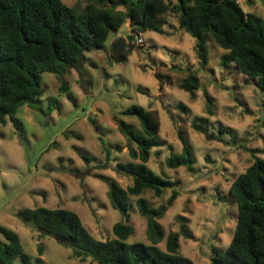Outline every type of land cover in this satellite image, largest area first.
Here are the masks:
<instances>
[{
	"label": "rangeland",
	"instance_id": "374dc122",
	"mask_svg": "<svg viewBox=\"0 0 264 264\" xmlns=\"http://www.w3.org/2000/svg\"><path fill=\"white\" fill-rule=\"evenodd\" d=\"M88 1L77 0L73 5L72 0H67L65 4L80 9V3ZM186 3L190 4L191 0ZM239 6L245 13L264 20V6L260 0H244ZM163 19L162 34L133 31L127 21V28L124 23L106 49L86 52L77 67L69 68L61 75L43 73V95L39 100L43 112L22 105L14 115L16 126L7 119L0 127V142H3L0 144V161H3L0 172L15 174L18 181L9 184L0 177V187L5 192L0 201V218L14 216L36 234L33 239L36 249L38 244L42 245V256L54 245L65 250L69 248L24 224L17 217V212L22 209H68L78 215L92 237V224L105 240L114 237L112 226L122 219L110 205L103 176L113 179L124 189L132 183L129 176L118 173L115 168L117 163L129 161L119 121L140 131L136 118L122 114L133 105L142 106L157 119L159 138L165 142L163 147L151 152L147 167L176 183L174 188L178 192L158 220L163 232V240L158 244L163 247L159 248L165 249L170 232L180 231L178 216H184L189 237L182 235L179 238L182 256L194 264H204L205 258L210 260L212 248L221 252L227 249L221 233L232 238L237 219L236 205L229 198L228 188L254 157L264 156V147L260 146L264 143L261 123L264 91L238 74L232 65L221 66L220 57L224 52L210 38L206 42L208 61L200 63L194 43L188 39L191 36L180 29L176 15L168 11ZM172 20L177 23L173 24ZM117 41L124 45L122 53L128 49L127 44L133 42L123 61H120L122 55L112 46ZM81 73L88 87L86 95L80 89ZM190 73L198 79L194 95L179 88L181 80ZM62 84L67 93L59 91ZM206 96L211 98V113L206 110ZM180 104L186 111L178 108ZM197 108L204 115L199 114ZM196 117L224 141H207L194 131L191 124ZM248 120L251 122L246 123ZM179 132L187 138L194 157L191 171L184 167L169 169L164 163L170 154L181 152ZM170 193L171 189H167L163 197L156 198L147 191L141 197L151 207H157ZM129 200V224L133 233L127 242L131 239L146 243L138 239L141 229L146 236V221L137 211L136 198L129 197ZM173 228L177 231H172ZM24 252L31 260L38 256L34 257L25 249ZM42 260V264H56L51 259ZM78 261L79 264H97L90 258ZM17 262L20 264L15 258L12 264Z\"/></svg>",
	"mask_w": 264,
	"mask_h": 264
},
{
	"label": "trees",
	"instance_id": "16d2710c",
	"mask_svg": "<svg viewBox=\"0 0 264 264\" xmlns=\"http://www.w3.org/2000/svg\"><path fill=\"white\" fill-rule=\"evenodd\" d=\"M264 6V0H260ZM98 5V7H97ZM168 11L176 15L178 26L195 39L194 51L200 63L208 61L207 39L225 49L220 57L223 67L232 65L245 79L264 91V20L245 13L233 0H89L87 7L76 9L62 0H0V127L9 119L15 124L18 107L27 105L43 112L40 98L43 95V73L63 74L77 67L86 52L104 50V41L112 31L129 22L133 31H155L162 34L165 24L163 15ZM121 52L123 44L112 46L122 55H128L133 47ZM179 88L190 95L198 89V79L188 74ZM61 93H67L62 84ZM71 99L70 95H66ZM206 110L211 113V98L206 96ZM181 111H186L182 104ZM122 114L138 120L140 131L119 121V129L126 139L129 161L116 164V171L131 178L125 189L113 179L103 176L108 186L107 197L111 207L122 219L113 224L114 237L97 241L81 222L78 215L68 209L44 207L25 208L17 217L41 234L55 239L60 245L72 250V257L80 261L90 258L97 264H194L179 253V238L189 237L187 218L178 216L180 231L170 232L165 249L157 245L163 240L161 219L178 192L176 183L164 175H158L147 167L154 149L163 147L159 138V124L142 106L133 105ZM264 127V115L261 119ZM192 128L207 141L223 142L221 136L196 117ZM221 131V130H220ZM182 149L165 159L169 169L184 167L193 169L194 157L187 138L179 132ZM120 151L121 147H117ZM109 154V150H106ZM170 196L157 207H151L141 196L152 192L156 198ZM228 195L236 205L237 219L231 244L224 252L212 248L211 264H264V156L254 157L253 162L230 184ZM129 197H135V205L146 221L148 243L127 242L133 233L129 224ZM0 264H12L15 258L20 264H42L41 244L38 256L33 260L24 252L17 233L0 226Z\"/></svg>",
	"mask_w": 264,
	"mask_h": 264
},
{
	"label": "clouds",
	"instance_id": "9594fccd",
	"mask_svg": "<svg viewBox=\"0 0 264 264\" xmlns=\"http://www.w3.org/2000/svg\"><path fill=\"white\" fill-rule=\"evenodd\" d=\"M63 3H67V0H62ZM238 3L243 4L244 0H237ZM73 5H75L77 3V0H72ZM165 3H167V0H165ZM80 7L81 8H85L87 7V3L86 2H81L80 3ZM98 7V5H97ZM245 11H248L247 8L244 9ZM173 24H176V20H172ZM125 28H127V23H125L124 25ZM123 35V31L121 33ZM148 35H152L154 36L155 33H148ZM188 39L192 42L195 43V39L193 37H188ZM221 52H224L225 49L220 48ZM166 59V57H165ZM149 77H151V73L149 74ZM153 84H155V81H152ZM143 99V98H142ZM197 112L199 113V109L197 108ZM201 115H204V113H199ZM251 121L248 120L246 121V123H250ZM239 127L243 128L244 125H239ZM3 142H0V144H2ZM176 143L179 145V141H176ZM261 147H264V143L260 144ZM232 159L235 161V156L232 157ZM203 161L201 160V163ZM0 163H3V161H0ZM244 169L241 168V171H243ZM0 177H3L4 179L7 180V182L9 184H16L17 178L15 174L9 175L8 172H0ZM225 187H227V185H225ZM5 196V192L4 189L2 187H0V201H2V199ZM0 206H2V203H0ZM31 206V204L29 205ZM177 211H179V209H177ZM183 215H187V213H183ZM171 220V215L169 216V221ZM203 223V221H201ZM160 223H164L163 221H160ZM0 225H3L4 227L8 228L9 230L17 233L20 237V242L21 245L24 247L25 251H30L31 254L35 257L38 255L37 253V249H36V241L33 239V236L36 235L34 233H32L29 229L25 228L20 221L16 220L14 216H7L6 218H0ZM234 226V223H233ZM92 227V235L93 237L100 242H105L104 237L100 234L97 226L95 224L91 225ZM211 227V226H209ZM172 231H177L176 228H173ZM197 235H200V233H197ZM221 238L223 240L224 245H229L231 244L232 238L227 234V233H221ZM0 239H3V237H0ZM138 239H142L144 240V242H149L146 238V236H144V230L141 229V233L140 236L138 237ZM129 243L133 242L131 239L128 241ZM158 247H163V245H157ZM207 249H205L206 251ZM41 259H51L54 260L56 262V264H79L78 259L72 258V250L71 249H63L60 248L59 246H51L49 252L45 255L40 257ZM18 264V262H17ZM204 264H211L210 260H207L205 258L204 260Z\"/></svg>",
	"mask_w": 264,
	"mask_h": 264
},
{
	"label": "water",
	"instance_id": "95a60500",
	"mask_svg": "<svg viewBox=\"0 0 264 264\" xmlns=\"http://www.w3.org/2000/svg\"><path fill=\"white\" fill-rule=\"evenodd\" d=\"M117 32L116 31H112L106 38V40L104 41V46H108L111 43V40L113 39L114 36H116ZM131 40V38H129ZM79 84H80V89L82 90V92L86 95L88 94V87L84 81V75L81 73L79 75Z\"/></svg>",
	"mask_w": 264,
	"mask_h": 264
},
{
	"label": "built area",
	"instance_id": "2783aa9c",
	"mask_svg": "<svg viewBox=\"0 0 264 264\" xmlns=\"http://www.w3.org/2000/svg\"><path fill=\"white\" fill-rule=\"evenodd\" d=\"M236 4H239L238 2H237V0H233Z\"/></svg>",
	"mask_w": 264,
	"mask_h": 264
}]
</instances>
